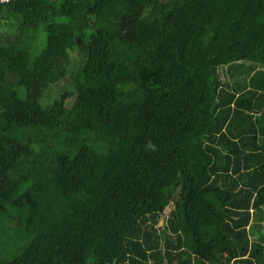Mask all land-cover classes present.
I'll return each instance as SVG.
<instances>
[{
  "label": "trees",
  "instance_id": "16d2710c",
  "mask_svg": "<svg viewBox=\"0 0 264 264\" xmlns=\"http://www.w3.org/2000/svg\"><path fill=\"white\" fill-rule=\"evenodd\" d=\"M0 264H264V0L1 4Z\"/></svg>",
  "mask_w": 264,
  "mask_h": 264
},
{
  "label": "rangeland",
  "instance_id": "374dc122",
  "mask_svg": "<svg viewBox=\"0 0 264 264\" xmlns=\"http://www.w3.org/2000/svg\"><path fill=\"white\" fill-rule=\"evenodd\" d=\"M222 69L226 70L227 68L225 67V68H222ZM241 71H242L241 73H238V74H239V78H238V77H235V78H236L237 80H241L243 83H245V81H246V77H248V75H250V74H249L250 72H248L246 68L242 69ZM56 88L58 89L59 86H57ZM71 102H72V101H71ZM167 210H168V209H167Z\"/></svg>",
  "mask_w": 264,
  "mask_h": 264
},
{
  "label": "built area",
  "instance_id": "2783aa9c",
  "mask_svg": "<svg viewBox=\"0 0 264 264\" xmlns=\"http://www.w3.org/2000/svg\"><path fill=\"white\" fill-rule=\"evenodd\" d=\"M10 0H0V5L6 2H9Z\"/></svg>",
  "mask_w": 264,
  "mask_h": 264
},
{
  "label": "clouds",
  "instance_id": "9594fccd",
  "mask_svg": "<svg viewBox=\"0 0 264 264\" xmlns=\"http://www.w3.org/2000/svg\"><path fill=\"white\" fill-rule=\"evenodd\" d=\"M148 148H152V147H154L150 142L148 143Z\"/></svg>",
  "mask_w": 264,
  "mask_h": 264
}]
</instances>
